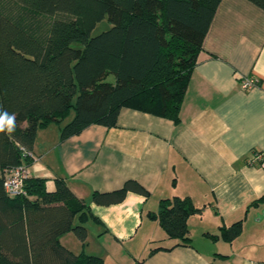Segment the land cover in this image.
I'll list each match as a JSON object with an SVG mask.
<instances>
[{"label": "crops", "instance_id": "obj_1", "mask_svg": "<svg viewBox=\"0 0 264 264\" xmlns=\"http://www.w3.org/2000/svg\"><path fill=\"white\" fill-rule=\"evenodd\" d=\"M250 77L256 85L242 88ZM73 116L37 130L29 166L49 190L63 179L89 204L86 244L67 231L65 247L98 254L104 264H264V168L250 162L264 152V9L250 0L220 1L178 122L123 106L114 126L94 123L62 139ZM128 181L148 194L131 189L121 202L92 200ZM174 196L202 208L189 220L191 242L171 237L151 215ZM240 220L235 238L220 234Z\"/></svg>", "mask_w": 264, "mask_h": 264}, {"label": "trees", "instance_id": "obj_2", "mask_svg": "<svg viewBox=\"0 0 264 264\" xmlns=\"http://www.w3.org/2000/svg\"><path fill=\"white\" fill-rule=\"evenodd\" d=\"M221 0H0V264H104L94 253H74L61 236L73 231L86 244L89 204L65 180L31 176L27 194L10 197L4 170L26 162L37 130L73 118L61 138L98 123L114 126L123 106L179 121L187 84ZM264 9V0H250ZM111 26L93 35L97 24ZM110 75L113 80L109 79ZM13 120L14 131H7ZM134 181L94 192L98 204L121 202ZM191 197L163 198L153 217L184 243L190 217L201 213ZM243 221L221 228L235 238Z\"/></svg>", "mask_w": 264, "mask_h": 264}, {"label": "built area", "instance_id": "obj_3", "mask_svg": "<svg viewBox=\"0 0 264 264\" xmlns=\"http://www.w3.org/2000/svg\"><path fill=\"white\" fill-rule=\"evenodd\" d=\"M256 78H246L241 81V86L244 89L252 88L256 85ZM23 158L33 157L36 159L33 152L28 150L26 147H21ZM250 162L253 164H258L260 167L264 168V152H257L251 158ZM26 162L20 163L18 165L8 167L4 170V185L7 194L10 197H16L20 195H26L25 184L26 181L32 176V173Z\"/></svg>", "mask_w": 264, "mask_h": 264}, {"label": "rangeland", "instance_id": "obj_4", "mask_svg": "<svg viewBox=\"0 0 264 264\" xmlns=\"http://www.w3.org/2000/svg\"><path fill=\"white\" fill-rule=\"evenodd\" d=\"M110 26H111V24L109 23L108 19L105 18L103 21H101L100 23L97 24L96 28L93 31V35L98 34V33L102 32L103 30L108 29ZM109 79L113 80V76L110 75ZM73 114H74V111L72 110L70 115L68 116L67 120H69L73 116ZM50 188H53V186ZM69 233H70L71 237H73L72 239H74L75 241H80L79 238L75 235V233L73 231H69Z\"/></svg>", "mask_w": 264, "mask_h": 264}, {"label": "clouds", "instance_id": "obj_5", "mask_svg": "<svg viewBox=\"0 0 264 264\" xmlns=\"http://www.w3.org/2000/svg\"><path fill=\"white\" fill-rule=\"evenodd\" d=\"M4 121L3 120H0V131H4L5 129H4ZM14 128H15V125H14V123H13V120L12 119H9L8 121H7V131L9 132V133H11V132H13L14 131Z\"/></svg>", "mask_w": 264, "mask_h": 264}]
</instances>
